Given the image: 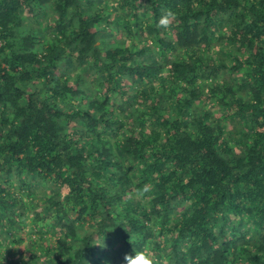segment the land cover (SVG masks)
<instances>
[{"label": "trees", "instance_id": "16d2710c", "mask_svg": "<svg viewBox=\"0 0 264 264\" xmlns=\"http://www.w3.org/2000/svg\"><path fill=\"white\" fill-rule=\"evenodd\" d=\"M133 247L264 264V0H0V264Z\"/></svg>", "mask_w": 264, "mask_h": 264}, {"label": "clouds", "instance_id": "9594fccd", "mask_svg": "<svg viewBox=\"0 0 264 264\" xmlns=\"http://www.w3.org/2000/svg\"><path fill=\"white\" fill-rule=\"evenodd\" d=\"M165 24L166 21H161ZM124 264H155L151 250L148 247L137 249L133 247L132 252L124 257Z\"/></svg>", "mask_w": 264, "mask_h": 264}]
</instances>
